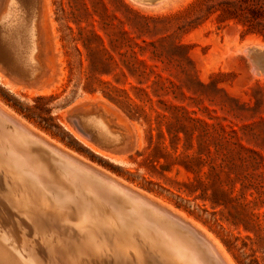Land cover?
<instances>
[{"label": "rangeland", "instance_id": "374dc122", "mask_svg": "<svg viewBox=\"0 0 264 264\" xmlns=\"http://www.w3.org/2000/svg\"><path fill=\"white\" fill-rule=\"evenodd\" d=\"M21 1L38 4L47 75L28 85L0 70V107L186 220L227 264H264V0ZM90 111L127 134L122 150L76 130L71 118ZM102 240L87 246L118 257Z\"/></svg>", "mask_w": 264, "mask_h": 264}, {"label": "bare ground", "instance_id": "6f19581e", "mask_svg": "<svg viewBox=\"0 0 264 264\" xmlns=\"http://www.w3.org/2000/svg\"><path fill=\"white\" fill-rule=\"evenodd\" d=\"M41 22L37 2L29 9L21 0L5 2L0 13V42L6 45V51L0 55L3 65L0 70L6 76L18 75L22 80L19 81L28 85H37L46 77L40 42ZM255 50L264 57V47ZM0 112L11 117L1 107ZM71 121L82 137L104 150L112 151L126 143L127 134L101 111L81 112ZM16 134L0 132V264H152L154 260L161 263L163 256L169 259L162 260L163 264H214L195 248L174 238L168 230L171 225L153 211L145 214L138 201L128 198L117 184L92 175L82 165L63 159L54 162L42 159L31 151V143L26 138ZM12 154L23 161L11 158ZM6 156L11 159L6 160ZM48 181L62 194L61 205L57 195L54 197L44 190L42 185ZM85 190L89 195H86L87 201L83 198ZM94 209L98 210L95 215L91 213ZM178 218L207 241L218 264H227L211 240L186 220ZM72 236L76 240V251L72 248ZM154 237L158 240L149 245ZM102 239L111 243L118 257L111 260L109 254H101L102 250L95 253L87 246L93 240L98 245ZM138 243L149 249L145 250ZM148 250H153L156 257Z\"/></svg>", "mask_w": 264, "mask_h": 264}, {"label": "water", "instance_id": "95a60500", "mask_svg": "<svg viewBox=\"0 0 264 264\" xmlns=\"http://www.w3.org/2000/svg\"><path fill=\"white\" fill-rule=\"evenodd\" d=\"M4 52L0 48V55H2ZM1 118H0V132H7L10 131L14 134L22 135L24 138H26L29 143H31V151L33 153H37L40 158L47 159L50 162L54 160L57 161L58 159H63L66 161H70L75 165H82L86 169L90 171V173L97 177H102L104 179H109L115 185L121 189H124L126 191V195L130 199H134L135 201H138L139 205H141L142 210L145 212V214L151 213V211L157 213L159 218H162L167 222L169 227V233H171L174 238H178V240L183 241L185 246H190L196 249L197 253H201L200 255L204 257L205 259L212 261L214 264H218L216 257L211 250L209 244L207 241L200 237L196 232H194L191 227L180 220L178 217L173 215L172 213L164 210L163 208L159 207L155 203L148 200L143 195L130 190L127 187L122 186L121 184L117 183L116 181L110 179L100 171L82 163L72 155L63 152L62 150L54 147L50 143L42 140L41 138L37 137L36 135L32 134L31 132L27 131L26 128H24L22 125H20L17 121H15L13 118L9 117L8 115L0 112ZM78 113L73 116L75 119L78 117ZM16 134V135H17ZM170 223V224H169Z\"/></svg>", "mask_w": 264, "mask_h": 264}]
</instances>
